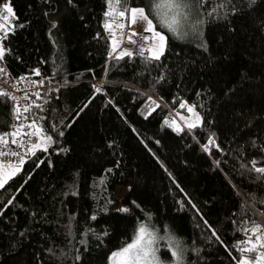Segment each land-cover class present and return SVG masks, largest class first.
<instances>
[{
	"label": "trees",
	"instance_id": "obj_1",
	"mask_svg": "<svg viewBox=\"0 0 264 264\" xmlns=\"http://www.w3.org/2000/svg\"><path fill=\"white\" fill-rule=\"evenodd\" d=\"M132 7L165 32L159 57L111 48ZM0 71L35 87L0 92L3 156L10 129L51 140L0 159L20 167L0 187V264H109L141 223L174 234L183 264L264 253V0H0Z\"/></svg>",
	"mask_w": 264,
	"mask_h": 264
},
{
	"label": "rangeland",
	"instance_id": "obj_2",
	"mask_svg": "<svg viewBox=\"0 0 264 264\" xmlns=\"http://www.w3.org/2000/svg\"><path fill=\"white\" fill-rule=\"evenodd\" d=\"M5 10L7 11L3 17L4 24L7 22L9 14L12 13L9 2L6 3ZM139 20L143 22L147 31L142 51L152 57H159L165 49V32L159 30V28H157L153 22L149 20L145 11L140 7H132L129 10L126 20L114 24H107V27L112 34L111 48L114 50L119 47L121 48V53L128 51V42L126 43L125 40L123 41L124 33L120 28V24L122 26L123 24H126L127 21H129V25L132 27ZM173 22H175V20H171V23ZM181 110L182 108L174 112V122L176 121L181 126L187 128L193 127L200 123V114L193 106H188L185 113L181 112ZM50 145L51 140H48L37 130L35 132V138L31 144V147H33L35 150H38L47 148ZM4 166L6 165L0 164V167ZM8 169L9 171H12V174L5 175L3 171H0V187H2L10 177H13L16 172H18L20 167L8 165ZM129 186L130 184L128 183L125 185H119L114 189V197L117 201L116 208L120 210H129L122 202V198L125 194L124 192L128 190ZM177 242L178 238L174 234L167 231H161L152 225L141 223L136 228L133 237L126 244L110 253L108 262L109 264H183L182 253L179 256L180 251L176 247ZM163 244L168 245L170 255L172 256L171 260L167 261L161 257L160 248ZM254 245H257L258 247L262 246V249H264V240L259 238L252 244V246ZM240 264H264V253H259L255 258L243 257L240 260Z\"/></svg>",
	"mask_w": 264,
	"mask_h": 264
},
{
	"label": "built area",
	"instance_id": "obj_3",
	"mask_svg": "<svg viewBox=\"0 0 264 264\" xmlns=\"http://www.w3.org/2000/svg\"><path fill=\"white\" fill-rule=\"evenodd\" d=\"M134 28H135V35L134 37H132V42L128 44L130 45L131 50L139 49L145 40V36L141 32L140 24L138 23ZM34 91H35L34 86L26 85L24 83L18 85L11 83L7 79L6 75L2 71H0V92L8 94L9 97L13 101H15V103L19 104L20 97H24V94H28V93L32 94ZM6 136L12 142V145L15 147V151L12 154V157H6L3 156L4 152L0 149V159H7V158L15 159L18 158V156L20 155L28 154L29 147L31 144V139H29V136L25 134L23 130L17 131L10 129L6 131ZM0 141L3 143L2 140ZM0 147H4V143L3 145L0 144Z\"/></svg>",
	"mask_w": 264,
	"mask_h": 264
},
{
	"label": "crops",
	"instance_id": "obj_4",
	"mask_svg": "<svg viewBox=\"0 0 264 264\" xmlns=\"http://www.w3.org/2000/svg\"><path fill=\"white\" fill-rule=\"evenodd\" d=\"M0 171H3V173L6 175H9L10 174V172L8 171V170H6V169H2V168H0Z\"/></svg>",
	"mask_w": 264,
	"mask_h": 264
}]
</instances>
